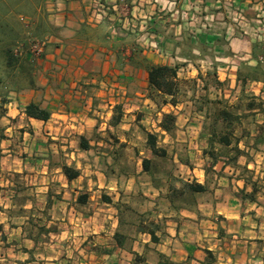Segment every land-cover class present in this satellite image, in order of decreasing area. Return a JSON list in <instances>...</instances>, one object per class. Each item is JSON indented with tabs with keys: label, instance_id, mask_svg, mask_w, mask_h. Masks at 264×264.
I'll return each mask as SVG.
<instances>
[{
	"label": "crops",
	"instance_id": "0c3cea01",
	"mask_svg": "<svg viewBox=\"0 0 264 264\" xmlns=\"http://www.w3.org/2000/svg\"><path fill=\"white\" fill-rule=\"evenodd\" d=\"M238 8V16L244 14L238 25L247 22L242 27L231 22ZM40 11L46 26L39 36L42 54L16 51L27 67L20 68L22 60L12 70L2 63L0 72V264H133L135 254L149 264H264V172L248 153L252 132L243 117L236 123L242 152L218 157L212 184L204 167L192 168L205 185L192 206L177 208L162 197L142 159L138 175L121 167L111 178L82 157H119V142L130 141V112L138 101L148 102L151 64L178 66L176 104L161 108L174 111L177 126H196L202 135L198 108H208L215 95L224 98L219 110L240 107L246 93L243 109L260 112L254 136L264 138V104L257 103L264 100V0H43ZM32 28L40 29L36 23ZM256 65L263 73L245 77L243 70ZM186 78L191 95L178 102L179 82ZM113 82L122 95L116 125L115 110L111 117L112 110L106 112L105 121L101 111ZM250 101L254 108L248 110ZM29 103L48 110L49 118L28 116ZM116 127L125 133L119 136ZM81 136L89 149L79 147ZM107 142L105 153L93 149ZM64 157L80 170L77 177L64 173ZM135 184L148 190L141 189L138 201ZM129 205L149 213L144 223H153L157 240L138 230L139 221L126 219Z\"/></svg>",
	"mask_w": 264,
	"mask_h": 264
},
{
	"label": "rangeland",
	"instance_id": "374dc122",
	"mask_svg": "<svg viewBox=\"0 0 264 264\" xmlns=\"http://www.w3.org/2000/svg\"><path fill=\"white\" fill-rule=\"evenodd\" d=\"M0 39L4 38L5 36H8L10 34V30H13L14 32L18 33V38L16 42V48L15 52L21 51L22 53L32 54V55H40L43 52V49L40 53H36L33 51V47L37 44L41 43L40 33L45 29V22L43 18V14L40 11L42 5L40 4L39 0H0ZM240 8L234 9L236 14H232L231 16V22L233 24H236L237 27H242L247 22L246 20L243 21L240 25H238V21L241 18V15L243 17L244 14L241 12V15H239ZM236 19L235 20H233ZM263 16H258L257 19H262ZM243 20V18H242ZM36 23L39 26L38 29H33V25ZM245 23V24H244ZM248 30V28H247ZM245 28V33H246ZM1 45V44H0ZM259 60V59H258ZM196 65H206L205 63H196ZM2 57L0 53V72L2 70ZM203 69V67H199ZM246 69L243 71L245 72ZM209 73H211V70H209ZM211 74L208 75V82L211 83L212 81ZM191 78L183 79L180 83V96L178 98V102L185 101L190 98V91L192 90V84L190 82ZM116 82H113V85H108V89L110 90V94L108 95L109 99L107 102V107L105 109L101 108V111H103V118L104 120L106 112L110 111V116L117 112L116 106L122 105L121 103V93H116ZM104 87L107 86L105 82H103ZM200 88L201 85L199 84V87L197 88L200 95ZM228 93V92H226ZM247 94H243L242 102L240 107H236L233 109H230V111L236 112L238 114H241L243 117V123L244 127L246 129H249L248 132H252L251 136H249L248 139V147L251 156H253L258 162L260 166L259 172H264V148L262 147V140L264 138H261V140H257L255 138V126H254V115L257 114V118L259 117V111L250 113L245 112V109H243V105L246 103V96ZM148 102L143 104L140 102L136 103V106L139 107L136 108L135 113L130 112V114H135V120L130 121L127 120L126 123H131L128 130V135L130 137L129 143H123L119 142L118 149L119 151V157L113 158L110 157L108 154H101L100 157H95L94 154H84L82 157L85 161H93L98 166L101 165V168L106 170L108 175L112 178L113 173H117L120 171L121 167H124L129 171L130 174L138 175L137 171L140 169V160L144 157H152L151 152L146 149L145 147V140H146V134L147 133H154L157 135V141L158 145L163 146L167 150V158L160 159L158 163V172L157 176L161 178V186H160V195L162 197L167 195L168 190V178L165 176L167 172H171L175 177L186 180V181H193L195 180V173L192 172V168H201L204 167L208 172V183L211 185L213 181V173L211 170V160L206 156V159L203 158V152L202 149L207 146L208 142V133L211 129V126L216 124L218 130H223L222 128V121L219 118V107L221 101L224 100V98H218L217 95H215V98H210L208 101L210 102L206 109H202L203 111L199 112V115H201L204 120L202 124V135L198 133V127L196 126H189L187 127L188 131H185V126H177L176 120L177 115L174 114V111H164L161 110L162 107L165 105V100H167L166 97H163L160 93L155 92V90L152 88L150 91H148L147 95ZM214 95L212 94V97ZM230 96V95H229ZM229 98L227 97V100ZM231 101H234L233 98H231ZM258 104H264V100L261 99ZM256 103V104H257ZM257 104V105H258ZM112 107H109V106ZM185 105V104H184ZM188 105V104H187ZM260 106V105H259ZM257 107V106H256ZM262 108V107H261ZM180 112L184 114L185 117L191 116V112L188 109H181ZM171 113L174 115V125L172 126L171 130L169 132L161 133L160 129H158V126H160V123L163 119L164 114ZM264 113V111H263ZM121 115V112L119 114V117ZM114 116V115H113ZM112 116V117H113ZM195 117V116H194ZM125 122V121H124ZM196 123H199V120H196ZM257 125V124H256ZM117 129V130H115ZM104 130H100V132H103ZM113 131H117V134L121 136L123 133H125V130L121 129L120 127L114 128ZM261 132L264 135V127H261ZM254 133V134H253ZM234 135L238 137H242L241 131L239 127H236L234 129ZM264 137V136H263ZM110 142H107L106 148L103 147L104 143L101 146H94L95 148H101V151L104 153L110 148ZM216 148L218 149V152L220 155H224V153L229 154L234 153L232 146L231 147H221L219 145H216ZM263 153H262V152ZM91 153H94L91 151ZM241 154V153H240ZM231 155V154H229ZM238 156V155H237ZM203 158V159H202ZM63 165H67L70 167H73V161L69 157H64L63 159ZM111 166V168H110ZM74 168V167H73ZM80 173V170H79ZM239 173H243L247 176H245L247 179L251 180V175L247 174L245 170H239ZM141 174V173H139ZM149 176V175H148ZM87 177V176H86ZM150 177V176H149ZM264 177V174H263ZM122 182L124 180V177L121 178ZM257 180H263L262 178ZM140 182H142L140 180ZM137 187L135 188L134 198L135 200H141L144 196L141 193V189L148 193V190L142 185V184H135ZM176 186H179V182H175ZM257 185L260 186V183H257ZM261 185H264V183ZM198 198V197H197ZM183 202L181 196H177L176 203ZM187 202L188 206H192L194 203V195L190 196L185 200ZM125 217L127 220H134L135 222L139 221L141 218L142 220H147L149 218V213H140L136 210V208L132 206H128L125 208ZM144 214V215H143ZM143 215L142 217H140ZM145 223H148L145 222Z\"/></svg>",
	"mask_w": 264,
	"mask_h": 264
},
{
	"label": "trees",
	"instance_id": "16d2710c",
	"mask_svg": "<svg viewBox=\"0 0 264 264\" xmlns=\"http://www.w3.org/2000/svg\"><path fill=\"white\" fill-rule=\"evenodd\" d=\"M42 5L43 0H39ZM1 3V1H0ZM18 38V33L10 30V34L0 39V53L2 57V63L6 69H13L16 64H18L19 60H22L20 63V68L25 69L27 67V61L22 59L20 54L15 52L16 48V40ZM261 62V60L259 61ZM244 75L249 79L258 78L260 74H262V68L260 65H256L254 67L245 68ZM177 70L178 66H170L165 64H151L147 68V81L151 88L162 92L166 96H170L169 100H165L172 105L176 104V96L178 92V84L176 82L177 78ZM216 83H218L216 81ZM253 103L250 101L247 104L248 110H251ZM117 112L112 117V124L116 125L118 122V117L120 114L121 107L117 105ZM198 111H202L201 108H198ZM25 113L28 116H32L34 118L46 120L49 118V111L39 107L37 104L29 103L25 106ZM241 114L230 111L228 109L219 110V118L222 121L223 130H218L216 124L211 126V129L208 133V142L207 146L202 149L204 156H208L211 160V165L215 163L221 155L216 148V145L227 148L229 145L232 146L233 151L235 152L234 158L237 157L242 151L238 147V143L241 140L240 137L234 135V129L236 128V123L238 122ZM175 117L171 113H166L163 116V119L160 123V128L166 132H169L174 125ZM79 147L81 149H89V143L84 139V137L79 138ZM145 147L148 149L152 157H144L142 158V170L146 172L150 176V181L153 187L159 189L161 184V178L156 174L158 172V163L160 159L167 158V150L158 145L157 135L154 133H147L145 140ZM63 171L68 178H75L80 173L78 169L73 167L63 165ZM165 176L168 178V190L167 195L172 202L174 207H184L187 206V202L185 200L190 196H193L195 193L205 191V185L193 181H186L180 178L175 177L171 172H167ZM175 182H179L180 185L176 186ZM177 196H181L183 202L176 203ZM49 206V204H48ZM140 216V215H139ZM142 217V215L140 216ZM155 228L152 222L144 223L142 218L139 220L138 230L147 232L150 234L152 240H157L155 235ZM52 231H56L55 227H52ZM133 264H149L145 261L144 257L138 254L134 255V263Z\"/></svg>",
	"mask_w": 264,
	"mask_h": 264
},
{
	"label": "built area",
	"instance_id": "2783aa9c",
	"mask_svg": "<svg viewBox=\"0 0 264 264\" xmlns=\"http://www.w3.org/2000/svg\"><path fill=\"white\" fill-rule=\"evenodd\" d=\"M43 49V43L41 42L40 44H37L33 47V51H35L36 53H40ZM259 60H262L263 58L261 56L258 57Z\"/></svg>",
	"mask_w": 264,
	"mask_h": 264
}]
</instances>
